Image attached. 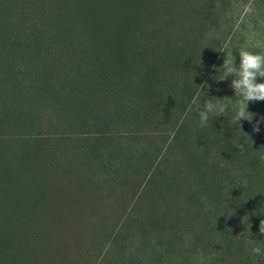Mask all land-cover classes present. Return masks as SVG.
<instances>
[{
    "label": "trees",
    "instance_id": "obj_1",
    "mask_svg": "<svg viewBox=\"0 0 264 264\" xmlns=\"http://www.w3.org/2000/svg\"><path fill=\"white\" fill-rule=\"evenodd\" d=\"M181 5L0 0V264H68L62 233L98 225L101 204L130 183L150 215L140 239L152 229L186 238L160 232L167 255L154 264L174 253L264 264L252 254L264 252V131L250 137L233 108L192 125L210 98L178 26ZM127 236L107 243L133 260Z\"/></svg>",
    "mask_w": 264,
    "mask_h": 264
},
{
    "label": "rangeland",
    "instance_id": "obj_2",
    "mask_svg": "<svg viewBox=\"0 0 264 264\" xmlns=\"http://www.w3.org/2000/svg\"><path fill=\"white\" fill-rule=\"evenodd\" d=\"M185 2L187 6L181 5L182 18L178 26L185 30V33L183 32L185 43L189 41L196 46L195 69L201 71L203 76V97L210 98L217 105V111L212 114L220 117L228 108L236 109L237 102L241 99L239 92H235L231 86L235 76H226L222 70L224 63L233 64L238 69L239 53L244 49L264 54V0H219V3L210 0H185ZM178 10L179 8L175 9L176 12ZM178 30L180 29L176 27L175 31ZM257 83H264V78H257ZM221 108L222 112L219 110ZM247 111L251 115L247 120H242V124L244 123L250 137L254 138L264 131V101L249 102ZM187 119L188 116L185 122ZM190 119L192 125L199 124V115H190ZM257 126L259 131L254 130ZM141 188L139 184L130 183L125 196L118 194L102 203L96 213L98 225L82 220L78 225L68 229L69 232L62 233V241L65 246L70 247L68 264H154L153 259L159 254L163 252L167 255L165 242L156 243L160 232L178 245L186 239L153 229L147 232L148 240L140 239L136 225L145 222L143 220L150 216L144 210L148 204L144 198H140ZM162 205H159V211L165 210ZM166 212L167 209L165 214ZM136 215L139 218H136ZM116 226L118 228L115 229ZM177 230L178 233H184L182 226ZM126 232L128 236L121 241V247L127 254L135 257L133 260L128 257L118 258L117 246L107 243L110 233L112 235L118 233L121 236ZM97 238L99 241L94 242ZM161 264L202 262L194 253L188 256L174 253L167 260L165 257V262Z\"/></svg>",
    "mask_w": 264,
    "mask_h": 264
},
{
    "label": "clouds",
    "instance_id": "obj_3",
    "mask_svg": "<svg viewBox=\"0 0 264 264\" xmlns=\"http://www.w3.org/2000/svg\"><path fill=\"white\" fill-rule=\"evenodd\" d=\"M239 68L227 62L222 66V70L228 75H234L232 88L235 92H239L241 99L237 102L234 110L232 122L239 123L247 120L251 115L248 111L249 102L264 101V83H257V78H264V54L253 53L246 49L239 53ZM221 112L223 109H219ZM217 111V105L211 100L206 101L202 108L198 109L200 127H207L209 114ZM255 131H259L257 126ZM242 148V146H241ZM259 232L264 234V220L260 222ZM252 254L259 256L264 255L260 247H253Z\"/></svg>",
    "mask_w": 264,
    "mask_h": 264
}]
</instances>
